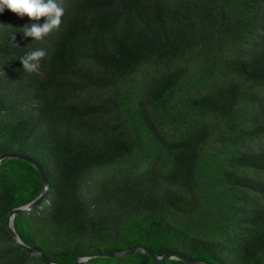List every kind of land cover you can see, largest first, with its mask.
I'll use <instances>...</instances> for the list:
<instances>
[{
    "label": "trees",
    "instance_id": "obj_1",
    "mask_svg": "<svg viewBox=\"0 0 264 264\" xmlns=\"http://www.w3.org/2000/svg\"><path fill=\"white\" fill-rule=\"evenodd\" d=\"M59 2L41 41L0 14V158L49 182L13 221L38 256L6 222L40 175L0 162V264H264V0Z\"/></svg>",
    "mask_w": 264,
    "mask_h": 264
},
{
    "label": "clouds",
    "instance_id": "obj_2",
    "mask_svg": "<svg viewBox=\"0 0 264 264\" xmlns=\"http://www.w3.org/2000/svg\"><path fill=\"white\" fill-rule=\"evenodd\" d=\"M5 10L16 14L17 17H27L29 21L44 18L42 23L32 22L18 29L24 38H31V42L41 41L49 32L57 29L64 14V8L59 0H0V14ZM11 40H15V33ZM45 55V49L39 47L26 52L18 59L21 70L28 74L36 72Z\"/></svg>",
    "mask_w": 264,
    "mask_h": 264
},
{
    "label": "water",
    "instance_id": "obj_3",
    "mask_svg": "<svg viewBox=\"0 0 264 264\" xmlns=\"http://www.w3.org/2000/svg\"><path fill=\"white\" fill-rule=\"evenodd\" d=\"M7 158L22 160V161H25V162L31 164L32 166L35 167V169L38 171V173L40 175L42 186H43L40 196L37 199H35L34 201L28 203L25 206L13 209L12 212L7 217L6 224H7L8 230L10 231V233H11V235H12V237H13V239H14L16 244L20 245L22 248H24L25 250L29 251L33 255L42 256L41 252L26 246L20 240L19 236L17 235V233L14 230L13 221H14V217L16 215H18L20 213L31 212L32 210H34L36 207H38L46 199L47 193L49 191L48 179L46 177V174H45L43 168L41 167V165L37 161H35V160H33V159L29 158V157L13 153V154H7V155H4L3 157H1L0 158V162L3 159H7ZM138 252L146 253L152 259V261L155 264H164L168 260H178V261H182V262H184L186 264H205V263L200 262V261H198L196 259L180 256L178 254L171 253V252L166 253L163 256H156V255L152 254L150 251H148V250H146L144 248L131 249V250H127V251L121 252V253H96V254H91V255H88V256H85V257H81L78 260L77 264H84L86 261H88L89 259L94 258V257H110V258H114V257L125 256V255H128V254H134V253H138ZM43 259L48 264H54V263H51L50 261H48L47 259H45L44 257H43Z\"/></svg>",
    "mask_w": 264,
    "mask_h": 264
}]
</instances>
